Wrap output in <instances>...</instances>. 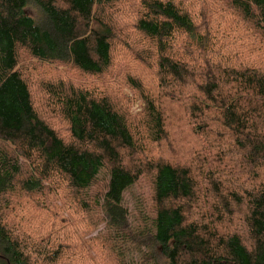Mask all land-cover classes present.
Returning a JSON list of instances; mask_svg holds the SVG:
<instances>
[{"label":"trees","instance_id":"obj_1","mask_svg":"<svg viewBox=\"0 0 264 264\" xmlns=\"http://www.w3.org/2000/svg\"><path fill=\"white\" fill-rule=\"evenodd\" d=\"M129 1L0 0V264H59L58 246L50 250L49 240L34 242L7 222L21 197L49 195L58 177L82 212L99 214L98 240L113 264H264V62L218 46L201 26V0ZM227 1L264 36V0ZM118 5L134 12L147 54L137 58L155 63L161 88L194 85L188 114L205 149L199 158L150 152L167 138L166 108L142 80L126 75L144 98L139 119L114 101ZM23 54L89 78L43 85L69 139L37 112ZM147 174L149 202L135 195ZM243 206L240 231L234 214ZM193 207L200 215L190 220Z\"/></svg>","mask_w":264,"mask_h":264},{"label":"rangeland","instance_id":"obj_2","mask_svg":"<svg viewBox=\"0 0 264 264\" xmlns=\"http://www.w3.org/2000/svg\"><path fill=\"white\" fill-rule=\"evenodd\" d=\"M128 3L133 4L135 0H130ZM188 3L186 2V5ZM202 6L201 26L203 29L213 30L216 44L223 46L229 56L248 55V57L264 62V36L256 30L253 24L242 23V18L227 0H201L195 8L199 11ZM114 12L117 13V17L112 22L120 32V43L116 44L113 56V77L118 78V81L113 80L116 83L115 89L112 88L114 101L117 106L127 112L131 119H139L145 107L144 98L140 91L126 84V75L131 74L136 80H142L144 92L155 95L166 108L167 138L165 142L157 145L150 152L157 155L159 151L160 154L183 163L199 158L198 154L203 155L205 149L202 140L195 136L189 127L191 121L188 114V105L195 94L194 85L175 82L176 85H172L169 89L161 88L159 79L161 75L159 76L155 63L150 64L147 60L142 62L137 58L139 52L145 54L146 57L147 54L146 48H143L146 46L145 42L134 28V12L129 5H118ZM20 69L30 86L34 106L39 115L64 139H69L66 123L60 120L48 106V97L44 93L43 85L45 82L60 79L77 80L83 83L89 78L78 72L72 65L41 62L29 54L21 56ZM164 92L168 96H165ZM144 156L145 154L137 157L143 158ZM235 173L241 174L243 178L241 182L245 181L242 173L238 171ZM57 181L58 187L49 195L21 197L15 205L13 204V210L7 219L8 224L20 234H28L27 236L34 242L49 240L53 245L50 250L58 246L57 248L63 252L59 264H113L98 240L103 236V234L100 235L103 224L101 225L99 214L82 212L79 206L71 200L67 185L62 183L59 177ZM135 195L144 198L147 202L150 201L151 181L148 174L135 187ZM127 197L133 206L132 193ZM211 197L214 200L216 198V196ZM207 203L208 207L214 204L209 200ZM188 211L190 220L200 215V209L196 207ZM245 211V206L235 209L234 221L238 226L237 230L242 231L244 228ZM56 236H58L57 241H55Z\"/></svg>","mask_w":264,"mask_h":264}]
</instances>
